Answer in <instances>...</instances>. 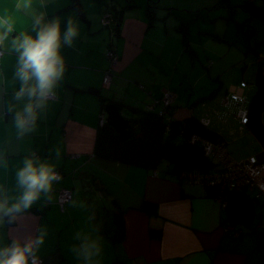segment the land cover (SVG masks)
Instances as JSON below:
<instances>
[{
  "label": "crops",
  "instance_id": "0c3cea01",
  "mask_svg": "<svg viewBox=\"0 0 264 264\" xmlns=\"http://www.w3.org/2000/svg\"><path fill=\"white\" fill-rule=\"evenodd\" d=\"M126 1L117 0L123 5L121 19L110 27L111 21L103 23L99 0H80L79 6L70 0H31L28 10L17 8L23 0H0V21L14 30L0 46V188L9 204L15 202L21 191L16 172L30 156L54 164L60 176L52 191L41 193L14 222L4 217L0 248L43 232L37 264H264V191L254 194L255 211L241 230L224 220L223 204L203 183L180 182L166 170L102 158L94 150L102 88H107L112 98L156 106L172 91L177 115L195 113L215 127L235 159L260 152L264 146L237 112L247 110L256 91L258 66L264 75V13H251L247 22L244 6L239 8L244 0ZM256 1L264 10V0ZM207 9L215 13L213 22L193 18L181 28L191 11L197 16ZM40 14L44 23L59 19L62 41L69 19L79 34L71 45L62 42L65 72L55 96L40 110L34 130L21 136L14 116L24 102L14 99L20 82L11 38L35 36ZM246 22L250 35L243 30ZM111 47L115 61L107 56ZM105 71L111 75L107 87L101 86ZM261 117L264 123V108ZM255 142L256 150L248 152ZM63 187L71 197L60 205ZM145 200L156 204L155 213L139 208ZM113 207L123 210L124 234L116 241L93 218V209Z\"/></svg>",
  "mask_w": 264,
  "mask_h": 264
},
{
  "label": "trees",
  "instance_id": "16d2710c",
  "mask_svg": "<svg viewBox=\"0 0 264 264\" xmlns=\"http://www.w3.org/2000/svg\"><path fill=\"white\" fill-rule=\"evenodd\" d=\"M220 1L226 3L228 0ZM70 3L79 6L80 0H70ZM102 4L101 18L108 20L106 24L103 23L107 25L111 21L109 26L115 25L116 27L122 15L121 6L118 5L121 2L117 4V0L109 2L103 0ZM231 4L233 5L232 2ZM240 5L239 8L243 9L244 6L250 15L255 12L264 13L258 1L247 0L246 3L241 1ZM189 22H191L190 18H186L182 21L181 28L187 29ZM247 22L243 25V30L250 35L252 26ZM195 24L200 26L199 21ZM110 49L112 47L108 50ZM254 82L257 88L249 99L244 124L257 141L264 145V123L261 117L264 108V75L260 66H258ZM106 89L102 88L100 114H103L102 108L111 99L107 95ZM167 93L171 97L169 103L164 99ZM173 95L172 91H165L162 95L164 102L161 101L159 106L123 101L121 113L130 120L129 137L123 141L119 140L114 129L102 119L96 129L95 153L102 158L140 164L152 170L157 168L166 170L171 178L180 182L203 183L210 194L216 198H222L224 220L231 226L245 230L255 211L256 195L254 194L256 192L246 190L244 187H225L223 180L214 181L216 178L214 179L213 174L218 170V166L206 153V147L208 144L221 143V134L215 127L205 124L195 113L179 117L176 113L177 105L172 99ZM210 171L212 175L206 178L205 173ZM139 208L147 213H155L156 204L151 200H145L139 205ZM93 218L95 225L105 236L114 241L121 240L124 234L122 209L118 210L113 207L109 211L102 210V212L93 209ZM151 233L156 236L159 234V230L152 228ZM113 264H123V262L114 261Z\"/></svg>",
  "mask_w": 264,
  "mask_h": 264
},
{
  "label": "clouds",
  "instance_id": "9594fccd",
  "mask_svg": "<svg viewBox=\"0 0 264 264\" xmlns=\"http://www.w3.org/2000/svg\"><path fill=\"white\" fill-rule=\"evenodd\" d=\"M31 7V0L17 4V8L22 10ZM43 19V14L35 17V36L21 33L11 38V49L18 54L15 77L20 82L14 99L24 102L14 116L15 126L21 136L34 130L40 110L55 96L57 84L65 72V62L61 55L62 42L71 45L79 34L77 24L69 19L62 41L59 19L48 23H44ZM0 28L3 29L0 33L2 46L14 30L7 20L0 21ZM59 179L54 164L36 156L26 157L23 166L16 172L17 187L21 191L15 202L9 204V199L0 188V223L4 217H8L9 223L14 222L33 206L41 193H50L53 182ZM43 243V232L26 240L14 238L8 246L0 248V264H37V253Z\"/></svg>",
  "mask_w": 264,
  "mask_h": 264
},
{
  "label": "built area",
  "instance_id": "2783aa9c",
  "mask_svg": "<svg viewBox=\"0 0 264 264\" xmlns=\"http://www.w3.org/2000/svg\"><path fill=\"white\" fill-rule=\"evenodd\" d=\"M104 22L108 20L103 18ZM1 54V50H0ZM107 56L112 61L116 60V54L113 49L107 51ZM110 72L105 71L102 78V86H107L110 81ZM107 82V83H105ZM165 101H168L167 97L164 96ZM241 115L244 119V109H240ZM246 114V112H245ZM240 119V120H241ZM211 143V142H210ZM207 154L215 160L218 166V170L213 174L216 182L220 180L225 181V187H247L249 189H255L256 191H264V156L258 157L250 155L247 159H235L231 154L228 153L227 149L222 143L208 144L206 147ZM218 178H222L219 179ZM71 191L68 188H61L58 196V202L62 205L66 200L70 199ZM222 201V198H219Z\"/></svg>",
  "mask_w": 264,
  "mask_h": 264
},
{
  "label": "water",
  "instance_id": "95a60500",
  "mask_svg": "<svg viewBox=\"0 0 264 264\" xmlns=\"http://www.w3.org/2000/svg\"><path fill=\"white\" fill-rule=\"evenodd\" d=\"M244 1L245 3L247 2V0ZM118 5L121 6V12H122L123 10L122 4H118ZM242 12L245 13L246 15L245 20L248 21L250 17L249 12L245 9H243ZM122 102L123 100L111 97V99L104 105L105 118L103 119L105 123H107L114 129V131L118 135L119 140L121 141L127 139L130 135V130L128 128L130 120L121 113V109L119 106Z\"/></svg>",
  "mask_w": 264,
  "mask_h": 264
},
{
  "label": "rangeland",
  "instance_id": "374dc122",
  "mask_svg": "<svg viewBox=\"0 0 264 264\" xmlns=\"http://www.w3.org/2000/svg\"><path fill=\"white\" fill-rule=\"evenodd\" d=\"M106 2H109V1H111V0H105ZM101 2L103 3V0H101ZM236 2H240V0L239 1H236ZM203 4H204V2H203ZM210 5H213L214 4V2L213 3H209ZM213 9H207V10H205V12L204 13H202V14H198L197 16H195V14H196V12H194V11H191L190 13H189V18L190 19H193V18H200L201 19V21L202 22H213V16H214V14L215 13H213L214 11H212ZM225 26H226V24H223V28H225ZM244 53V52H243ZM105 83H107V82H105ZM109 84V83H108ZM101 86H102V82H101ZM108 86V85H107ZM106 86V87H107ZM105 87V86H104ZM166 97H167V99H168V103H169V100H171V97H170V95L167 93L166 95H165ZM103 109V114H101L100 115V120H102V119H104L105 118V113H104V107L102 108ZM123 111V110H122ZM245 112H246V114H245ZM244 112V116H245V118L244 119H241V118H243L242 117V115H241V111L239 110L238 112H237V117L239 118V119H241V121H243V123L245 122V119H246V115H247V111H245ZM201 119V118H200ZM205 124H208L207 123V121H205V120H203V119H201ZM256 141V140H255ZM262 145V144H261ZM262 146H264V145H262ZM256 147H258L257 146V143L255 142V148L254 147H252L251 145H247V147H246V149H247V151L248 152H253V151H255L256 150ZM245 148H244V150H246ZM228 151V150H227ZM228 153H229V151H228ZM230 154V153H229ZM250 155H255V156H258V157H263L264 156V148H262L261 149V151L260 152H258V153H256V154H250ZM250 155H248L246 158H244V160L245 159H247ZM57 202H58V200H57ZM59 203V202H58Z\"/></svg>",
  "mask_w": 264,
  "mask_h": 264
},
{
  "label": "bare ground",
  "instance_id": "6f19581e",
  "mask_svg": "<svg viewBox=\"0 0 264 264\" xmlns=\"http://www.w3.org/2000/svg\"><path fill=\"white\" fill-rule=\"evenodd\" d=\"M209 175H212V172L210 171V172H207V173H205V177L207 178V176H209ZM246 190H252V191H255V189H249V188H247V187H244ZM256 194H259V193H256ZM219 199V198H218Z\"/></svg>",
  "mask_w": 264,
  "mask_h": 264
},
{
  "label": "flooded vegetation",
  "instance_id": "af4514ba",
  "mask_svg": "<svg viewBox=\"0 0 264 264\" xmlns=\"http://www.w3.org/2000/svg\"><path fill=\"white\" fill-rule=\"evenodd\" d=\"M211 159H213L212 157H210ZM214 163H215V160L213 159Z\"/></svg>",
  "mask_w": 264,
  "mask_h": 264
}]
</instances>
